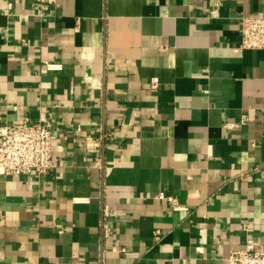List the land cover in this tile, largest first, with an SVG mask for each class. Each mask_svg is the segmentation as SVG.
Masks as SVG:
<instances>
[{
  "label": "crops",
  "instance_id": "0c3cea01",
  "mask_svg": "<svg viewBox=\"0 0 264 264\" xmlns=\"http://www.w3.org/2000/svg\"><path fill=\"white\" fill-rule=\"evenodd\" d=\"M262 13L0 0V125L54 134L46 174L0 175V264H226L247 236L264 244V49L233 50Z\"/></svg>",
  "mask_w": 264,
  "mask_h": 264
},
{
  "label": "built area",
  "instance_id": "2783aa9c",
  "mask_svg": "<svg viewBox=\"0 0 264 264\" xmlns=\"http://www.w3.org/2000/svg\"><path fill=\"white\" fill-rule=\"evenodd\" d=\"M42 5L55 3V0H39ZM240 42L233 47L235 52L243 49H264V13L246 15L240 18ZM48 70L61 68V63L44 61ZM150 89H156L159 78L154 76L148 81ZM233 125V124H228ZM54 134L52 122L41 118L33 123L20 118L12 124L0 125V175L30 176L46 174L54 165ZM166 198L172 209L180 208L171 195L156 194ZM85 198H74L78 201ZM226 264H264V244H258L252 236H247L239 248L229 250Z\"/></svg>",
  "mask_w": 264,
  "mask_h": 264
}]
</instances>
